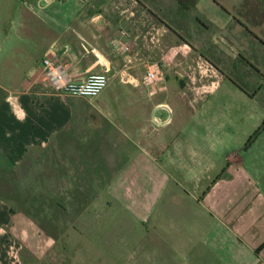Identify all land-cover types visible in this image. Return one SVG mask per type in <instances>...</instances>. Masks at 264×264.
I'll return each instance as SVG.
<instances>
[{"label": "crops", "instance_id": "0c3cea01", "mask_svg": "<svg viewBox=\"0 0 264 264\" xmlns=\"http://www.w3.org/2000/svg\"><path fill=\"white\" fill-rule=\"evenodd\" d=\"M174 1L178 9L167 0H0V188L20 186L11 178L24 169L42 172L43 186L52 172H71L73 185L94 187L99 178L100 186L124 210L138 219L147 213L148 194L163 171L159 166L177 163L173 149L193 157V147L187 143L184 151L178 134L190 122L201 121L195 113L199 107L205 110L206 98L217 92L219 85L210 91L204 77L225 72L209 63L207 55H233L214 50L233 43L235 59L241 58L247 55L243 45L252 46L264 33V0H240L232 7L219 4L229 16L225 23L201 9L204 0ZM180 9L189 13L188 21ZM233 16L242 23L232 21ZM231 29L234 39L229 40ZM123 33L128 54L111 44L123 39ZM48 57L64 63L76 82L89 74H105L109 84L94 99L55 93L42 78ZM196 58L202 66V88L195 94L194 85L187 82L193 80L189 64ZM157 61L163 62L166 79L148 86L143 82L147 67ZM257 70V75L264 74L263 65ZM172 114L179 128L170 132L167 143L162 136L170 131ZM250 177L231 195L217 199L210 193L203 200L213 201L217 223L204 221L195 231L201 232L197 237L220 264H264V169L256 167ZM81 195L76 189L71 203ZM14 204L0 192V264H19L20 226L28 224L21 222ZM219 235H224V244H218ZM194 243H187L188 251Z\"/></svg>", "mask_w": 264, "mask_h": 264}, {"label": "rangeland", "instance_id": "374dc122", "mask_svg": "<svg viewBox=\"0 0 264 264\" xmlns=\"http://www.w3.org/2000/svg\"><path fill=\"white\" fill-rule=\"evenodd\" d=\"M239 1L215 0V4L204 0L201 9L209 17L225 23L229 16L219 4L232 7L231 3ZM167 3L177 8L176 1L167 0ZM179 12L189 20V13L182 9ZM231 35L232 29L228 33L229 40L234 39ZM257 41L259 43L254 41L252 46L243 45L242 52L247 55L241 58L235 59L233 43L226 44V48L219 44L214 49L233 55H207L209 63L219 65L225 72L204 77L203 82L211 85L210 91L219 85L217 92L206 98L205 110L199 107L195 113L202 116L201 121L190 122L189 128L178 134L184 151L187 143L193 147V157L187 151L171 147L177 163L159 166L163 171L148 194L147 213L140 219L112 200L100 186L99 178V182L90 179L92 184L98 182L97 186L91 187L85 182L75 186L71 178L74 173L52 172L43 186L42 172L27 169L14 172L11 180L21 185L0 188V192L5 199H12L21 222L28 224L20 226L19 264H220L216 253L203 245L202 237H197L201 232L195 230L202 229L204 221L217 223L213 217V212H217L215 205L213 201L204 203L205 196L211 193L218 199L231 195L237 184L249 181L251 170L258 166L264 169V74L260 71L256 74L259 66L264 67V33ZM251 51L256 55H249ZM198 62L197 58L190 62L193 80L188 78L187 82L194 85L195 94L202 88ZM153 63L163 65L162 61ZM164 71L166 76V69ZM176 118V114H172L174 121L168 128L170 131L163 133L162 140L167 143L172 137L170 132H178ZM206 123L210 129L204 132ZM82 177L84 181V173ZM217 180L221 184L213 192ZM60 183L66 186L59 187ZM76 189L82 197L73 204L70 195ZM243 194L246 196L245 192ZM152 198L155 200L151 201ZM217 238L218 244L222 241L224 244V235ZM192 240L195 247L188 251L187 243Z\"/></svg>", "mask_w": 264, "mask_h": 264}, {"label": "built area", "instance_id": "2783aa9c", "mask_svg": "<svg viewBox=\"0 0 264 264\" xmlns=\"http://www.w3.org/2000/svg\"><path fill=\"white\" fill-rule=\"evenodd\" d=\"M123 39H115L112 46L120 53L128 54L131 49L127 42V34L123 33ZM164 64L153 63L147 67L144 84L148 86H158L165 79ZM43 81L46 82L55 93L94 99L99 97L109 84L108 76L105 74H89L81 83H77L75 78L68 72L64 63L48 57L43 61Z\"/></svg>", "mask_w": 264, "mask_h": 264}, {"label": "flooded vegetation", "instance_id": "af4514ba", "mask_svg": "<svg viewBox=\"0 0 264 264\" xmlns=\"http://www.w3.org/2000/svg\"><path fill=\"white\" fill-rule=\"evenodd\" d=\"M231 20L232 21H236V22H238V23H242V19L241 18H237L236 16H233V17H231ZM249 65H251V64H249ZM253 65H251V67H252Z\"/></svg>", "mask_w": 264, "mask_h": 264}, {"label": "trees", "instance_id": "16d2710c", "mask_svg": "<svg viewBox=\"0 0 264 264\" xmlns=\"http://www.w3.org/2000/svg\"><path fill=\"white\" fill-rule=\"evenodd\" d=\"M226 171H227V170H226ZM221 178H222V177H220L218 180H220ZM218 180H217V181H218ZM217 181H216V182H217Z\"/></svg>", "mask_w": 264, "mask_h": 264}, {"label": "water", "instance_id": "95a60500", "mask_svg": "<svg viewBox=\"0 0 264 264\" xmlns=\"http://www.w3.org/2000/svg\"><path fill=\"white\" fill-rule=\"evenodd\" d=\"M77 83H81V82H77Z\"/></svg>", "mask_w": 264, "mask_h": 264}]
</instances>
